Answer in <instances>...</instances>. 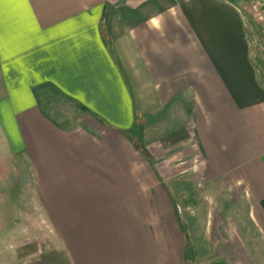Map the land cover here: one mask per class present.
I'll return each mask as SVG.
<instances>
[{"label": "crops", "instance_id": "obj_1", "mask_svg": "<svg viewBox=\"0 0 264 264\" xmlns=\"http://www.w3.org/2000/svg\"><path fill=\"white\" fill-rule=\"evenodd\" d=\"M0 150L48 229L26 264H264V1L5 4Z\"/></svg>", "mask_w": 264, "mask_h": 264}, {"label": "rangeland", "instance_id": "obj_2", "mask_svg": "<svg viewBox=\"0 0 264 264\" xmlns=\"http://www.w3.org/2000/svg\"><path fill=\"white\" fill-rule=\"evenodd\" d=\"M264 1V0H263ZM46 107L55 112V115L66 117L71 121V117L76 113L75 107L64 97L60 96L54 90H45L43 94ZM70 118V119H69ZM67 122V121H66ZM72 123H74L72 121ZM18 173L19 181L22 182V190L25 191L24 199H21L20 206L23 212L18 217L15 212L10 211V201L2 196L5 192L3 186L6 185L5 179L12 172ZM17 186V181L14 183ZM10 185V182H9ZM10 188V187H9ZM6 195V194H4ZM3 197V198H2ZM2 200L9 202L8 210L0 212V264H26L33 262V253L41 247L44 239L47 240L48 229L44 227V219L41 217L39 209L35 203V196L32 190L30 173L23 160L14 158L12 161L6 158V154L0 150V206ZM15 203V201H14ZM14 206V205H13ZM245 237V232L243 233ZM247 238V234H246ZM249 241V237L247 238ZM251 242V241H250ZM255 245V244H254ZM247 245L248 251L252 257H256L251 247ZM201 264H223L219 261H201Z\"/></svg>", "mask_w": 264, "mask_h": 264}, {"label": "snow or ice", "instance_id": "obj_3", "mask_svg": "<svg viewBox=\"0 0 264 264\" xmlns=\"http://www.w3.org/2000/svg\"><path fill=\"white\" fill-rule=\"evenodd\" d=\"M11 3H27V0H0V23L3 21L4 5Z\"/></svg>", "mask_w": 264, "mask_h": 264}, {"label": "trees", "instance_id": "obj_4", "mask_svg": "<svg viewBox=\"0 0 264 264\" xmlns=\"http://www.w3.org/2000/svg\"><path fill=\"white\" fill-rule=\"evenodd\" d=\"M232 1H237V0H232Z\"/></svg>", "mask_w": 264, "mask_h": 264}]
</instances>
